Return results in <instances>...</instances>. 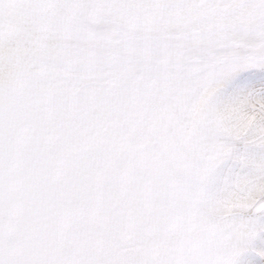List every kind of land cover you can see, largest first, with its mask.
<instances>
[{
	"label": "snow or ice",
	"instance_id": "1",
	"mask_svg": "<svg viewBox=\"0 0 264 264\" xmlns=\"http://www.w3.org/2000/svg\"><path fill=\"white\" fill-rule=\"evenodd\" d=\"M0 264H264V0H0Z\"/></svg>",
	"mask_w": 264,
	"mask_h": 264
}]
</instances>
